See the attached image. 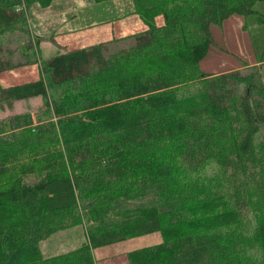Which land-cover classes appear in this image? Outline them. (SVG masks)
I'll return each instance as SVG.
<instances>
[{
    "label": "trees",
    "instance_id": "1",
    "mask_svg": "<svg viewBox=\"0 0 264 264\" xmlns=\"http://www.w3.org/2000/svg\"><path fill=\"white\" fill-rule=\"evenodd\" d=\"M51 3L0 0V75L36 63L28 10ZM132 3L146 29L129 48L58 54L36 79L0 85V110L43 102L0 123V264H97L96 250L152 234L161 242L127 264H264V88L202 69L213 29L264 24V0ZM12 42L25 62L13 63ZM75 226L80 247L42 256L40 242Z\"/></svg>",
    "mask_w": 264,
    "mask_h": 264
},
{
    "label": "rangeland",
    "instance_id": "2",
    "mask_svg": "<svg viewBox=\"0 0 264 264\" xmlns=\"http://www.w3.org/2000/svg\"><path fill=\"white\" fill-rule=\"evenodd\" d=\"M86 1L87 0L79 1V3L83 5V14H81L82 19H80L82 25V20L85 21L88 19L87 17L89 12L92 16V19L94 20H111L112 18H117L118 15H123L126 13V10L128 11V7L133 6L131 0H123L116 1L114 4H103L98 10L87 12L85 7ZM130 3H132L131 6ZM68 6L65 4L55 5L53 11H60V9H65ZM33 7L29 10V18L38 19V17L34 16L33 14L43 13L40 12L42 11V8H40L37 4H34ZM254 8L259 15L264 16V3L257 4ZM106 9H108L107 12ZM43 15H45V12ZM37 21L38 20H34L29 23V29H32L35 34H39V31L35 29V26L41 23L40 21ZM42 23L43 25L46 24L44 22ZM155 23L156 25L162 24L161 18H157ZM244 24H246L245 27L243 26ZM133 25L134 24H131V30L136 32L138 27H134ZM87 33L84 32V34L80 33L76 35L73 38V42L70 41V39H64L63 37L54 38L55 44L49 39L43 41L44 44H42V47H40L39 53L33 58L31 56L29 59L30 62L36 63L30 66L16 68L1 74L0 85L2 87H7L8 85L36 79L39 75V63L41 61H46L58 54H64L69 51L77 50L79 45L75 44L74 40L77 41L76 39L79 37L82 38L84 36L91 35V33ZM13 35L19 36L17 33H14ZM20 35L21 37L24 36L22 34ZM213 35L217 43L215 44L214 48L210 50L207 59L202 63V69L204 70V73L213 75H229L237 73V75L240 77H246L254 74V76L257 77V81L259 83L261 82L264 88V63L259 64L258 62V57L260 56L264 46V24H258L256 16H251L246 20V22L243 18L236 17L228 20L225 28L223 29H218L215 27L213 29ZM23 38H25V36ZM84 42L88 43H86L84 46H88L94 41L89 40ZM131 45L132 40L128 38L123 40H115L111 45H109L108 53H114L119 50L127 49ZM6 47H8L9 50L14 51L12 60L13 63L26 61L23 59L24 56L22 54L23 42H12L10 44L5 43L4 48L6 49ZM192 87L194 88L195 86ZM242 89L243 88H240V93ZM42 104V100L37 98L27 101L15 102L11 108L2 106V109L0 110V123L13 118L14 116L23 114H30L34 117L35 114L42 109ZM212 173L213 169L211 167L207 168V174L210 176ZM155 238H157L159 241L157 244H159L161 242L160 235L152 234L139 238H133L120 244L98 249L96 252H94V256L97 264H127L125 258L126 253L135 249L156 245L157 240ZM85 241L86 236L84 228L82 226H75L59 231L47 240L40 242L39 249L44 258H49L77 249Z\"/></svg>",
    "mask_w": 264,
    "mask_h": 264
},
{
    "label": "crops",
    "instance_id": "3",
    "mask_svg": "<svg viewBox=\"0 0 264 264\" xmlns=\"http://www.w3.org/2000/svg\"><path fill=\"white\" fill-rule=\"evenodd\" d=\"M80 0H52L51 5L47 9H41L43 13H35L34 16L38 17V19L35 18H29V10L32 9L34 5H32L28 10V23L34 20H38L41 23L39 25H36L35 29L39 31V34H35L32 29L31 34L33 37L39 39V50L40 47H42L43 41L51 40L52 43L55 44L56 37H63L64 39H70V41L73 42V38L80 34V33H87L90 34L89 36L79 37L74 42L75 44L79 45L78 49L86 48L92 45H96L99 43H107L113 40H123L127 36L133 35L137 32H142L145 30V26L140 21L138 16L133 15V6H131L132 3H130L131 7H128V11L126 10V13L123 15H118L117 18L106 19V20H94L92 19V16L90 15V12L88 13V19L82 20L83 25L80 22V19H82L81 14L83 11V5L79 3ZM116 1H123V0H113V1H105V2H96L95 0H87L86 1V9L88 11H94L98 10L103 4L108 3H115ZM132 1V0H131ZM65 4L69 5L65 9H60V11H53V8L55 5ZM34 8V7H33ZM108 9H106L107 12ZM45 12V15H43ZM124 12V11H123ZM41 14V15H40ZM43 15V17H42ZM40 16V17H39ZM37 21V22H38ZM48 23L47 25H43V23ZM131 24H134V27H138L137 31L134 32L131 30L132 26ZM100 31V32H99ZM104 34V35H103ZM51 36V37H49ZM82 40V41H80ZM94 41L91 42V45H86L87 42L84 41ZM77 42V43H76ZM90 43V42H89ZM88 44V43H87ZM157 240V238H155ZM159 241H156V244ZM96 252V251H95Z\"/></svg>",
    "mask_w": 264,
    "mask_h": 264
}]
</instances>
